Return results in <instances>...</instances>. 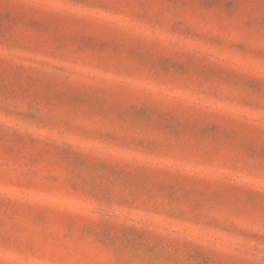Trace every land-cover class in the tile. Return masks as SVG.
Here are the masks:
<instances>
[{
  "label": "rangeland",
  "instance_id": "rangeland-1",
  "mask_svg": "<svg viewBox=\"0 0 264 264\" xmlns=\"http://www.w3.org/2000/svg\"><path fill=\"white\" fill-rule=\"evenodd\" d=\"M264 0H0V264H264Z\"/></svg>",
  "mask_w": 264,
  "mask_h": 264
},
{
  "label": "snow or ice",
  "instance_id": "snow-or-ice-1",
  "mask_svg": "<svg viewBox=\"0 0 264 264\" xmlns=\"http://www.w3.org/2000/svg\"><path fill=\"white\" fill-rule=\"evenodd\" d=\"M262 212H264V209H261Z\"/></svg>",
  "mask_w": 264,
  "mask_h": 264
}]
</instances>
